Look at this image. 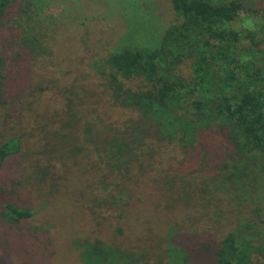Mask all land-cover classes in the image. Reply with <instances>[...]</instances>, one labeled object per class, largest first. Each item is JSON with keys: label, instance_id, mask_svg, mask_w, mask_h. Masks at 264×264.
<instances>
[{"label": "trees", "instance_id": "trees-1", "mask_svg": "<svg viewBox=\"0 0 264 264\" xmlns=\"http://www.w3.org/2000/svg\"><path fill=\"white\" fill-rule=\"evenodd\" d=\"M31 1L0 0V30L16 5L32 11ZM248 1L172 0L176 19L155 41L149 46L125 42L105 51L101 58L98 56V60L87 63V68L79 71L84 80L76 77L59 85L51 77L54 71L50 63L46 59L39 62V72L33 76L37 81L43 80L44 87L36 90L48 95L43 105L41 100L37 103L34 112L44 120V161L53 166L64 165L67 162L64 157L70 155V164L74 161L80 165H73L80 167L82 173L77 177L81 186L74 194V204L89 210L81 211L87 215L81 220L85 225L91 223L93 231L77 237L73 245L89 264L145 262L147 255H136L139 247L129 239L121 242L125 233L118 219L122 213L127 214L129 222L137 226L139 211L146 209L154 194L159 204L156 208L159 214L163 213V230L171 228L182 233L196 228L209 234L204 247L208 263L264 261V239L254 222L246 223L247 227L242 225V230L221 225L222 220H231L228 205L232 196L250 194L249 184L252 189L255 181L264 184V38H258L256 33L216 28L221 20H236L241 11L264 21V9L251 7ZM37 41L35 37L30 47L35 56L53 54L45 37L44 49ZM242 56L250 59L242 62ZM4 70L5 60L0 55V113L7 111L4 87L11 74ZM77 89L87 90L85 94H90L94 101L78 95ZM76 99L93 101L98 109L94 107L91 116L92 111ZM107 106L122 112L121 123L104 121L100 109ZM37 131H31V138L37 137ZM205 133L207 137L203 139ZM208 138L221 139L219 152L214 155L217 163L214 178L227 183L218 182V187L209 191L207 181L211 177L208 176L201 181L202 191L198 190L196 172L201 167L168 179L179 162L198 153L203 158L210 157L203 145ZM23 140L22 135L0 138V174L5 160L20 153ZM70 143L74 147L66 151ZM245 165L248 171L252 170L250 183L244 174L237 175L234 181L236 176L232 173L239 171L234 167ZM69 166L65 173H55L50 178L55 188L54 199L59 186L69 188L66 177L71 170ZM108 166L120 181L107 186L108 194L104 195L98 186ZM41 177L44 178V169ZM160 178L166 179L161 192L154 188L149 191L153 184L157 188ZM104 187L102 184L101 188ZM140 187L142 193L138 192ZM2 198L5 197L0 195L3 203L0 214L6 221L17 223L35 215ZM120 203L124 207L120 208ZM253 214L261 217V209H253ZM248 229L253 232L248 233ZM163 235L159 232L157 239L152 235L153 241L163 239ZM150 249H145L148 256H156L154 248ZM163 252V255L167 252L166 261L155 264H194L190 252L181 247L169 246Z\"/></svg>", "mask_w": 264, "mask_h": 264}, {"label": "rangeland", "instance_id": "rangeland-1", "mask_svg": "<svg viewBox=\"0 0 264 264\" xmlns=\"http://www.w3.org/2000/svg\"><path fill=\"white\" fill-rule=\"evenodd\" d=\"M171 1L32 0V11L18 5L12 9L7 23L0 30V55L5 60L4 72L7 74L8 71L11 72L4 87V97L8 106L7 111L0 113V138L8 139L22 135L24 140L20 153L8 157L4 162L0 174V195L5 197L2 198L4 201L35 212V215L11 223L3 219L0 214V264H89L88 260L81 256L80 250L73 245L77 237L93 231L91 223L85 225L81 220L82 217H87L81 211L88 213L89 210L80 209L75 205L76 203L74 204V194L81 186L77 177L82 174L79 172L80 167L74 166L80 165L74 161V166L71 165L70 155L64 157V160L67 159L64 165L53 166L44 161V120L41 115L35 116L37 111L34 112L37 103L41 100L43 105L44 97L48 95L47 93L44 96V91L36 90V87H44V81L40 78L37 81L33 76L36 71L39 72V62H44L46 59L45 62L50 63V69L54 71L51 77L56 79L59 85L66 84L76 77L84 80V76L79 71L85 70L87 63L101 58L105 51L118 48L125 42L149 46L152 40L155 41L164 28L176 19ZM248 3L251 7L264 9V0H249ZM256 34L258 38H264V23ZM35 37L38 39L37 45L42 46L43 49L44 37L47 39L49 49L51 52L53 50L51 56L33 54L30 47H33L31 45ZM127 37L130 39L126 40ZM90 82L89 85L93 83L91 78ZM86 91L76 90L78 95L83 94L94 101L90 94H85ZM93 101L76 99V102H82V106L89 111L95 107ZM95 109H98L97 106ZM94 112H91V116ZM100 112V116L107 123L123 121L122 112L113 106L104 107ZM31 131H37L36 138H31ZM207 133L203 135V139L207 137ZM27 138L29 141H26ZM219 140L221 139L205 140L203 145L206 146L210 157L203 158L198 153L192 159L179 162V167L172 169L168 179L201 167L196 172L198 178L201 177V180L197 178L200 183L198 190L202 191L201 181L206 180L208 176L211 177L207 181L209 191L218 187L216 186L218 182L220 185L226 184L224 180L219 181L214 178V169L217 167L214 155L219 152ZM72 147L74 144L70 143L66 151L73 149ZM68 165L71 168L66 173L69 188L63 189L59 186L57 199H54L52 195L55 188L50 178L55 173H65ZM236 167L239 171L232 173L236 176L234 181L237 180V175L244 174L250 183L252 170L248 171L246 165L243 168L239 166L234 168ZM42 169H44L43 179ZM136 170L139 173L138 167ZM114 174L115 172H112V168L108 166V172L100 178V182L105 187L101 188L102 184H100L98 188L104 195L108 194L107 186L120 181L119 178L114 177ZM154 174L157 175L152 173ZM228 176L231 177L230 174ZM190 179L189 177L188 180ZM165 180V178L157 179V188L153 184L149 191L157 189L160 193ZM254 185L251 189L249 184L250 194L232 196L228 205L230 208L228 216H231V220L230 222L222 220L221 225L225 227L223 224H226L230 230L236 228L242 230V225L254 222L264 239V184L259 185L255 181ZM141 188H138L140 193L143 192ZM2 205L0 200V213L3 211ZM157 205L159 204L154 194L146 209L139 211L137 226L129 222L127 214L122 213V218L118 219V224L124 228L125 233V239H121V242L123 240L126 243V239H129L132 245L139 247L136 254L138 257L147 255L145 262L141 261L140 264L165 262L167 252L164 255L162 253L169 246L188 250L194 264H210L204 250L209 234L196 228L182 233H175L171 228L163 230V213L159 214ZM122 207L124 204L120 203V208ZM255 208L261 209V217L253 214ZM74 212H77V215ZM250 231L252 233L253 229H248V233ZM159 232L164 233V240L162 237L156 240ZM152 235L156 238L154 241ZM87 241L92 240L87 239ZM146 248H151L150 250L154 248V252H157L156 256H148L149 254L145 252ZM256 264H264V261L259 259Z\"/></svg>", "mask_w": 264, "mask_h": 264}, {"label": "clouds", "instance_id": "clouds-1", "mask_svg": "<svg viewBox=\"0 0 264 264\" xmlns=\"http://www.w3.org/2000/svg\"><path fill=\"white\" fill-rule=\"evenodd\" d=\"M218 2V0H217ZM262 23L264 21L261 20L260 17L253 16L249 13H246L244 11H241L237 13V19L234 21H224L221 20L218 22L216 25V28L218 30H223V31H237L240 33H256L259 28L261 27ZM250 59L247 56H242L241 60L247 61Z\"/></svg>", "mask_w": 264, "mask_h": 264}]
</instances>
